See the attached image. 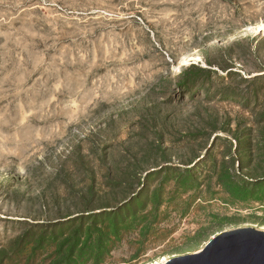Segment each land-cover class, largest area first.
Returning a JSON list of instances; mask_svg holds the SVG:
<instances>
[{
	"label": "rangeland",
	"instance_id": "374dc122",
	"mask_svg": "<svg viewBox=\"0 0 264 264\" xmlns=\"http://www.w3.org/2000/svg\"><path fill=\"white\" fill-rule=\"evenodd\" d=\"M243 228L264 0H0V264H166Z\"/></svg>",
	"mask_w": 264,
	"mask_h": 264
},
{
	"label": "water",
	"instance_id": "95a60500",
	"mask_svg": "<svg viewBox=\"0 0 264 264\" xmlns=\"http://www.w3.org/2000/svg\"><path fill=\"white\" fill-rule=\"evenodd\" d=\"M166 264H264V231L253 228L223 232L200 254H190Z\"/></svg>",
	"mask_w": 264,
	"mask_h": 264
},
{
	"label": "bare ground",
	"instance_id": "6f19581e",
	"mask_svg": "<svg viewBox=\"0 0 264 264\" xmlns=\"http://www.w3.org/2000/svg\"><path fill=\"white\" fill-rule=\"evenodd\" d=\"M201 252H199V253H196V254H200Z\"/></svg>",
	"mask_w": 264,
	"mask_h": 264
},
{
	"label": "trees",
	"instance_id": "16d2710c",
	"mask_svg": "<svg viewBox=\"0 0 264 264\" xmlns=\"http://www.w3.org/2000/svg\"><path fill=\"white\" fill-rule=\"evenodd\" d=\"M72 252H73V250H72Z\"/></svg>",
	"mask_w": 264,
	"mask_h": 264
}]
</instances>
